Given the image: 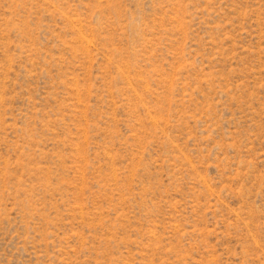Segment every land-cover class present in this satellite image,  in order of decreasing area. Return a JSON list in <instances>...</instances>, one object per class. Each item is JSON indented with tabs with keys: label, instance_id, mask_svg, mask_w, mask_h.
Segmentation results:
<instances>
[{
	"label": "rangeland",
	"instance_id": "obj_1",
	"mask_svg": "<svg viewBox=\"0 0 264 264\" xmlns=\"http://www.w3.org/2000/svg\"><path fill=\"white\" fill-rule=\"evenodd\" d=\"M0 264H264V0H0Z\"/></svg>",
	"mask_w": 264,
	"mask_h": 264
}]
</instances>
